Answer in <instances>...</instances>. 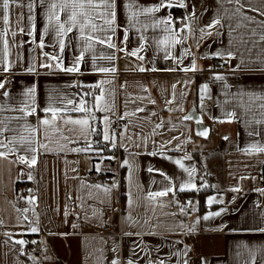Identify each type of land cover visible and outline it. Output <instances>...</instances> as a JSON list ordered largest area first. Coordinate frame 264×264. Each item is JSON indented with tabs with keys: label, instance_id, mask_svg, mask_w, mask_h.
I'll return each mask as SVG.
<instances>
[{
	"label": "crops",
	"instance_id": "1",
	"mask_svg": "<svg viewBox=\"0 0 264 264\" xmlns=\"http://www.w3.org/2000/svg\"><path fill=\"white\" fill-rule=\"evenodd\" d=\"M137 2L144 6H153L160 0H137ZM185 3L189 5V8H179L184 12L183 15H180L183 20L180 24H175L176 28H180L182 23L188 22L187 18L191 12H195L199 17L197 21L193 22V27L197 29L203 27L215 15L218 7L216 0H185ZM172 9H163L157 16L167 18L170 13L173 18ZM45 11V7H37L35 10L37 44L43 39L46 44L43 51L52 53L57 51L51 47L54 37L51 34L48 36L43 34V29L46 26ZM21 12L25 13V18L19 26L25 27L26 30L30 27L27 20V9L13 6L11 31H17L19 27L16 23L17 14ZM123 18L122 16L121 19ZM4 27L5 25L0 20V30ZM11 31L9 32L10 42ZM143 34L149 37L148 45H150L145 54L144 65L157 69L175 67V61L165 58V53L156 47L152 39L153 36L163 37L161 29L158 28L154 31L149 27ZM69 35L71 37L75 34ZM119 35L122 37L123 34ZM15 39L18 42L26 41L22 47L12 45L13 52L18 51L23 61V63L17 64L15 75H10L11 83L7 85L10 94L16 98H21L22 93L28 87L36 85V102L38 107L43 108L49 103V95L53 90L61 94H76L81 90H87V88L71 87L77 79L84 85H91L102 78L92 74L80 77H73L62 72L48 74L47 69H40L38 75L29 74L24 69L31 64L33 55L37 57V64H39L41 49L31 43L32 37L20 34L18 31ZM140 43L143 42L139 40V34L133 29L128 48H135ZM72 44H75V40H72ZM227 44V36L205 38L199 42V45H197L195 37L189 36L184 48H191V51L196 54V63L205 69L195 75L192 73L186 75L182 71L162 70L144 73L129 71L128 69L135 67L139 61L134 57H125L123 53L120 54V59L116 62L118 73L115 80V103L118 112L125 110V92L131 93L133 96L154 99L156 101L154 105L148 99L127 105L128 110H132L138 105L145 107V112L138 114L143 120L136 121L137 127L134 130L139 131L138 126L143 123V133H149L154 123L158 122L157 117L151 116V113L155 111L159 118L166 122L165 129L158 130L163 134L154 137L157 141L156 147L160 142L178 136L179 140H174L168 149H164L166 155L172 160L182 158L185 153L192 156L190 161H185V166L197 169L194 182L200 190L198 192H177L175 198L171 195L167 198L168 200L175 199L183 205H187L189 199H193L194 207L186 209L187 215L179 211L178 204H172L163 209V213L168 214H162L161 210L157 208L153 215L150 209L146 210L144 202L141 201L140 207L135 208L131 214L133 217L141 219L151 218L150 225L127 227L124 224L129 190L126 169L120 168L116 161L111 163L110 167L118 172L115 178L121 181H118L120 188L114 192L111 202L107 206L99 203L98 200L89 199V190L81 186L82 183L105 184V177L113 176L111 172L97 173L95 171L93 165L98 162V158L94 154L71 152L66 155L64 153L46 154L40 158L41 163L37 165L36 169L31 170L35 177L33 180L27 179L29 169L24 165L10 166L6 161L0 162V219L4 221L3 224H0V264H33L28 254V246L25 250L23 249L25 254H20L11 249V241L8 245L3 244V241L8 239L4 233H13L15 238H27L28 235L33 234L30 232L27 222H24L23 226L17 223L16 216L18 214L9 203H15L19 208L28 207L30 211L27 215L30 219H35L32 216L33 205L26 202L28 197L36 199L34 210L39 214V233L42 234L43 241L49 249L47 259H37L40 264H109L116 255L112 251L113 247L118 249L119 258L125 264L129 258L135 259L137 264H160L161 260H164L165 264H184V260H187L188 264H204L205 261L207 264H252L253 260H255V264H264V232L254 231V229L264 228V194L259 191L264 188V163H261L264 160V155L249 157L240 151L248 143L253 142V138L247 135L248 129L243 122L217 123L215 125L207 114L210 113L215 117L223 116L224 109L220 107L219 102L223 101L226 89L222 82H211L213 71L209 70L212 66L217 65L216 61H220L222 64L223 61L217 58L206 60L202 58V54L218 51ZM33 48H35V53L32 51ZM184 48L177 45L173 54L183 56ZM77 51L78 49L71 45L66 47L65 64L70 62L71 57ZM188 63H190V58H185L184 64ZM238 63V59L233 60L231 65H224L223 70L220 71L217 68L214 70L226 76L233 93L240 89L264 92V73L233 72L232 69ZM3 76L4 74H0V78ZM188 77H191L194 82L187 87L179 83ZM125 81L128 86L126 89H122L120 85ZM204 83L210 84L213 97L210 103H205L206 112H202L199 106V87ZM140 84L146 85L149 91L143 92L139 88ZM173 84H177L175 89L177 101L167 106L173 109L168 111L164 100L166 97L170 98ZM105 87H111V85ZM181 92L185 93L183 97L180 96ZM178 107H182L183 111L176 110ZM194 108L202 114L204 121L212 126L211 135L207 139L196 135L193 121H184L183 125L187 127L181 125L176 129L167 123L171 121L172 124L180 125L182 118ZM8 114L6 113V115ZM119 126L122 128L123 122H119ZM181 132L184 134L181 135ZM188 135H191L192 142H185V137ZM225 136L229 139L225 140ZM181 144L184 145L181 150H172ZM78 146L80 145H70V147ZM153 147V144L149 142L145 152ZM117 155L124 157L126 153L120 149ZM198 161L203 166L201 174ZM138 162L139 170L134 176L132 185L133 194L159 190L166 183L159 174L149 173L148 167L163 170L169 177L174 178V183L177 185L188 178L179 166L160 156L153 157L145 154L138 158ZM122 174L125 177L124 186H122ZM241 176L247 178L242 180ZM20 182L30 183L36 193L30 196L19 195L18 184ZM204 183H207L209 187L204 188ZM235 187H239L241 191H232ZM69 196L71 199H68ZM210 197H216L219 202L209 206L207 200ZM90 205L92 207H89ZM93 208L97 213L102 214L106 224H98L95 218L90 222H85V212L92 216ZM216 211L222 212V215L208 220L201 219ZM65 213L71 214L66 216ZM172 213L175 214L172 215ZM198 220L199 223H197ZM73 223L79 224L80 227L73 229ZM189 228L194 231L188 232ZM124 230L141 231L144 235L142 239L137 236L129 237L123 235ZM149 231L155 234L148 235ZM20 233H24V235H20ZM60 233L68 235H60ZM244 245H247L248 248L246 249ZM15 248L20 249L21 246L15 245ZM185 248L189 249L186 253L184 252ZM133 249L139 253L138 256L133 255ZM248 249H251V252ZM177 253H183V256L177 255Z\"/></svg>",
	"mask_w": 264,
	"mask_h": 264
},
{
	"label": "snow or ice",
	"instance_id": "2",
	"mask_svg": "<svg viewBox=\"0 0 264 264\" xmlns=\"http://www.w3.org/2000/svg\"><path fill=\"white\" fill-rule=\"evenodd\" d=\"M216 3L218 7L215 15L208 24L197 29L193 27V22L199 19L195 12L190 13L187 18L188 22L182 23L180 28H176L170 13L167 18L157 16L163 9L174 7L188 9L189 5L185 3V0H160L158 4L153 6H144L139 4L137 0H27V2L25 0H0V20L5 25L0 30V45H2L0 47V74H4L3 78H0V162L6 161L10 166L14 164L24 165L29 169L27 179L33 180L35 177L31 170L36 169L37 165L41 163L40 158L46 154L59 155L64 153L66 155L69 152L94 154L98 158V162L93 165L95 171L97 173L111 172L114 177L113 182L110 184L82 183L81 186L89 190V199L98 200L99 203L107 206L110 204L114 192L120 188L119 182L115 180L118 172L110 167L111 163L116 161L120 168L126 169L129 190L124 224L127 227L150 225L151 218L141 219L140 217H133L131 214L135 208L140 207L141 201L144 202L146 210L150 209L153 215H155L157 208L161 210L162 214H168L163 213V209L172 204H178L179 211L187 215L186 209L194 207L192 201L183 205L175 199L168 200L167 198L170 195L175 198L177 192H198L200 190L194 182L197 169L185 166V161H190L192 156L185 153L182 158L172 160L166 155L164 149H168L174 140H179L178 136L170 137L167 141L160 142L159 146L156 147L157 141L154 137L163 134L158 130L165 129L166 122L160 119L155 111L151 113V116L157 117L158 122L154 123L149 133H143V123L138 126L139 131L134 130L137 127L136 121L143 120L138 114L144 113L145 107L138 105L136 108L128 110L127 105L144 99H148L154 105L156 104L154 99L133 96L131 93L125 92V110L118 112L115 103V80L118 73L116 62L120 59V54L123 53L125 57H134L139 61L135 67L129 68V71L140 73L162 70L182 71L186 75L188 73L195 75L205 69L198 66L196 54L191 51V48H184L188 37H195L197 45H199V42L205 38L227 36L228 44L224 48L210 54H202L203 59L217 58L223 61L222 65L212 66L209 70L213 71L211 82H222L226 89L223 94V101L219 102L220 107L224 109L223 116L215 117L211 116L210 113L207 114L214 123L243 122L248 129L247 135L253 138V142L248 143L240 151L249 157L264 155V92L240 89L233 93L226 76L214 70L224 65H231L233 60L238 59L239 63L232 69L233 72L264 73V0H216ZM13 6L27 9V20L30 24L27 30L25 27L19 26L25 18V13H18L16 23L19 27L17 31L32 37L31 43L36 44L41 49L39 64H37V57L33 55L31 64L24 69L27 73L38 75L40 69H47L48 74L62 72L73 77L92 74L102 78L91 85H84L77 79L71 87L87 88V90L76 94H61L53 90L49 95V103L43 108L38 107L36 102V85L28 87L22 93L21 98L12 96L7 87L11 83L10 75H15L17 64L23 63L20 53L18 51L13 52L12 45L22 47L23 43H26V41H16L17 31L10 29ZM37 7L46 8L44 13L46 26L43 29V34L44 36L51 34L54 37V43L51 44V47L57 49L55 52L43 51L46 47L43 39L37 44L35 16ZM122 16L123 19H121ZM142 17L143 19H141ZM149 27L154 31L158 28L161 29L163 37L153 36L152 39L156 47L165 53V58L175 61V67L157 69L144 65L145 54L150 45H148L149 37L143 33ZM133 29L139 34V40L143 43L129 49L128 42ZM10 31L11 42L9 39ZM197 32L199 33L198 36ZM73 33L75 35L70 37L69 34ZM120 33L123 34L122 37H120ZM72 40H75L74 45ZM70 45L78 51L71 57L70 62L65 64V50ZM177 45L184 48L183 56L173 54ZM254 50L256 51L254 52ZM32 51L35 53V48ZM185 58H190V63L187 65L184 64ZM193 82L191 77H188L179 83L187 87ZM106 85H111V87H105ZM127 86L126 81L120 85L122 89H126ZM176 87L177 84L172 85L170 98L166 97L164 100L168 111L173 109L167 106L177 101ZM139 88L143 92L149 91L147 86L143 84H140ZM211 91L209 83H204L199 87V106L202 112H206L205 101L213 99ZM184 95V92L180 93L181 97ZM176 110L183 111V108L178 107ZM194 112L195 109H193ZM6 113L9 114L6 115ZM193 119V114H189L182 118L180 125L172 124L171 121L167 123L176 129L183 125L184 121H192ZM119 122H123L122 128L119 126ZM195 123L201 126L197 129L196 135L207 139L211 129L203 126L202 118H196ZM183 126L187 127L186 125ZM183 134L181 132V135ZM224 139L228 140L229 137L225 136ZM149 142L154 147L145 152ZM185 142H192L191 135L185 137ZM70 145L80 146L70 147ZM183 146V144L178 145L172 150L179 151ZM120 149H123L126 156L117 155ZM145 154L171 160L187 174V180L177 185L174 183V178L169 177L163 170L148 167L149 173L159 174L166 183L159 190L133 194L134 176L139 170L138 158ZM261 163H264V160ZM245 178L247 177H240L242 180ZM203 187L207 188L209 185L204 183ZM232 191L239 192L241 189L235 187ZM259 191L264 194V188L259 189ZM68 199H71V196ZM81 199L83 198L81 197ZM26 202L33 205L32 216L35 219H30L27 215L30 211L28 207L19 208L16 207L15 203H9L18 214L16 216L17 223L23 226L24 222H27L31 233H39V214L34 210L36 199L35 197H28ZM218 202L216 197H210L207 200L209 206ZM69 214L71 213H65L66 216ZM174 214L172 213V215ZM221 215L222 212L216 211L201 219L208 220ZM93 218L100 225L107 223L102 218V214L97 213L94 208L92 216H89L87 212L84 215L85 222H90ZM3 223V219H0V224ZM79 227L80 225L77 223L72 224L73 229ZM187 231L192 232L194 229L189 228ZM254 231L264 232V228L254 229ZM147 234L154 235L155 233L149 231ZM4 235L8 239L4 240L3 244L8 245L11 241V249L20 254H24L23 247L25 245L35 243V241L25 239H13V233H4ZM20 235H24V233H20ZM60 235L68 234L60 233ZM123 235L137 236L142 239L144 233L124 230ZM15 245H20L21 248L16 249ZM244 247L248 248L247 245ZM248 250L251 252V249ZM112 251L116 255L111 260V264H125L119 258L118 249L113 247ZM188 251V248L184 249L185 253ZM133 255L138 256L139 253L133 249ZM177 255L183 256V253H177ZM30 259L33 264H40L35 256H31ZM126 264H137V262L135 259L129 258ZM160 264H165V261L161 260ZM184 264H188V261L184 260ZM204 264L207 262L205 261ZM252 264H255V260Z\"/></svg>",
	"mask_w": 264,
	"mask_h": 264
},
{
	"label": "built area",
	"instance_id": "3",
	"mask_svg": "<svg viewBox=\"0 0 264 264\" xmlns=\"http://www.w3.org/2000/svg\"><path fill=\"white\" fill-rule=\"evenodd\" d=\"M183 18H181L180 16H175L173 17V21L175 24H180L182 22ZM216 63L218 65H222V63L220 61H216ZM224 67L221 68H217V70H223ZM205 103H210V100H206ZM215 125H217V123H214ZM114 177L113 176H107L104 179L105 183H111L113 182ZM115 180H118L115 178ZM36 193L35 188H33V186L30 183L27 182H20L18 184V194L21 196H30V195H34ZM189 201H194L193 199H189ZM27 241H35V243H28V254L29 256H35L36 259H43L46 256L49 255V249L48 247L45 245L44 241H43V236L41 233L38 234H30L27 236L26 238Z\"/></svg>",
	"mask_w": 264,
	"mask_h": 264
},
{
	"label": "water",
	"instance_id": "4",
	"mask_svg": "<svg viewBox=\"0 0 264 264\" xmlns=\"http://www.w3.org/2000/svg\"><path fill=\"white\" fill-rule=\"evenodd\" d=\"M195 109V108H194ZM189 114H193V116H194V119L192 120L194 123H195V119L196 118H202L203 119V121H204V118H203V116H202V114L197 110V109H195V112L193 113V109H191L190 110V112L189 113H187L186 115H189ZM203 126H206L207 128H209V129H211V126L210 125H208L205 121H204V125ZM199 127H201V126H198L196 123H195V133H196V131H197V129L199 128ZM211 132H212V129H211V131L209 132V136L211 135ZM208 136V137H209ZM198 137H200V136H198ZM201 138H203V137H201ZM205 139V138H204ZM13 239H25L26 240V238H15V237H13ZM27 246H28V244L27 245H25L24 247H23V249L25 250L26 248H27ZM24 254H25V252H24Z\"/></svg>",
	"mask_w": 264,
	"mask_h": 264
},
{
	"label": "trees",
	"instance_id": "5",
	"mask_svg": "<svg viewBox=\"0 0 264 264\" xmlns=\"http://www.w3.org/2000/svg\"><path fill=\"white\" fill-rule=\"evenodd\" d=\"M172 12L174 13V15L176 16H180V15H183V10L182 9H179V8H173L172 9ZM82 92V90H81ZM198 164H199V171H200V174L203 172V166L201 165V163L198 161ZM122 177H123V182H122V186H124V183H125V177L124 175L122 174ZM189 194V193H188ZM191 194V193H190ZM189 194V195H190ZM204 195V194H203ZM109 260H110V256H109ZM109 264H111V262H109Z\"/></svg>",
	"mask_w": 264,
	"mask_h": 264
},
{
	"label": "rangeland",
	"instance_id": "6",
	"mask_svg": "<svg viewBox=\"0 0 264 264\" xmlns=\"http://www.w3.org/2000/svg\"><path fill=\"white\" fill-rule=\"evenodd\" d=\"M176 15H173V17H175ZM217 64V63H216ZM218 65V64H217ZM211 126V125H210ZM211 129H212V126H211ZM201 138V137H200ZM204 139V138H203ZM114 163V162H113Z\"/></svg>",
	"mask_w": 264,
	"mask_h": 264
}]
</instances>
